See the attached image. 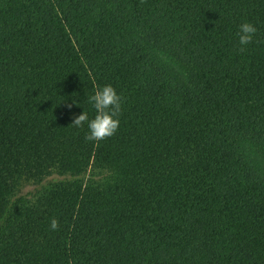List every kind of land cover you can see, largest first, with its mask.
<instances>
[{
	"label": "trees",
	"instance_id": "obj_1",
	"mask_svg": "<svg viewBox=\"0 0 264 264\" xmlns=\"http://www.w3.org/2000/svg\"><path fill=\"white\" fill-rule=\"evenodd\" d=\"M0 264H264V0H0Z\"/></svg>",
	"mask_w": 264,
	"mask_h": 264
}]
</instances>
